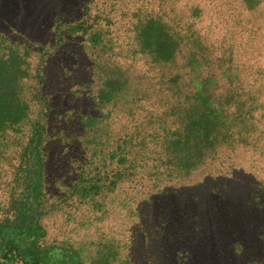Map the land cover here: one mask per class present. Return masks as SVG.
Listing matches in <instances>:
<instances>
[{
    "label": "rangeland",
    "instance_id": "374dc122",
    "mask_svg": "<svg viewBox=\"0 0 264 264\" xmlns=\"http://www.w3.org/2000/svg\"><path fill=\"white\" fill-rule=\"evenodd\" d=\"M0 264H264V0H0Z\"/></svg>",
    "mask_w": 264,
    "mask_h": 264
}]
</instances>
